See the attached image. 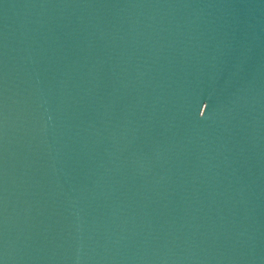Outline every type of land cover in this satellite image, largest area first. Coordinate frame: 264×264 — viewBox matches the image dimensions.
Segmentation results:
<instances>
[{
    "label": "water",
    "instance_id": "95a60500",
    "mask_svg": "<svg viewBox=\"0 0 264 264\" xmlns=\"http://www.w3.org/2000/svg\"><path fill=\"white\" fill-rule=\"evenodd\" d=\"M0 264H264V0H0Z\"/></svg>",
    "mask_w": 264,
    "mask_h": 264
}]
</instances>
